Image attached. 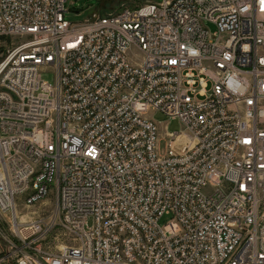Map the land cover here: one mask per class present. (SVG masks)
Segmentation results:
<instances>
[{"label": "built area", "instance_id": "1", "mask_svg": "<svg viewBox=\"0 0 264 264\" xmlns=\"http://www.w3.org/2000/svg\"><path fill=\"white\" fill-rule=\"evenodd\" d=\"M67 2L0 0V264H264V0Z\"/></svg>", "mask_w": 264, "mask_h": 264}, {"label": "rangeland", "instance_id": "2", "mask_svg": "<svg viewBox=\"0 0 264 264\" xmlns=\"http://www.w3.org/2000/svg\"><path fill=\"white\" fill-rule=\"evenodd\" d=\"M161 1V0H156ZM142 0H68L67 7L69 11L66 15L67 19L70 21H83L89 17L94 11H114L121 8L124 5L135 7L140 4ZM212 31H215V27L209 25ZM1 51V50H0ZM43 77L53 82L55 81V75L50 69H46L43 72ZM151 116L158 123L159 129L161 132H164L168 129L171 132L180 131L182 129V124L178 119H171L167 115L161 112L152 113ZM55 205V197L50 195L49 197L43 199L34 206H31L26 209H19L24 215L33 216V215H52ZM59 221V220H58ZM89 225H92V219L89 220ZM48 242L54 250H57L63 243L68 242V233L62 227L61 224H56L52 231L49 233Z\"/></svg>", "mask_w": 264, "mask_h": 264}]
</instances>
